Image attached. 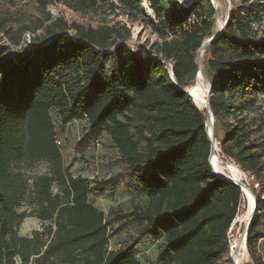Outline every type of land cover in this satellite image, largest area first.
I'll return each instance as SVG.
<instances>
[{
	"label": "trees",
	"instance_id": "trees-1",
	"mask_svg": "<svg viewBox=\"0 0 264 264\" xmlns=\"http://www.w3.org/2000/svg\"><path fill=\"white\" fill-rule=\"evenodd\" d=\"M21 1L0 0V34L7 42L0 46V264H140L135 246L159 238L158 264H219L229 253L227 232L242 193L213 174L205 108L185 93L196 80L199 49L217 30L210 1L183 6L177 0H147L155 18L165 22L166 30H159L138 0H102L111 12L157 35L146 57L129 45L126 24L80 22L98 0H64L72 21L46 11L52 0H24L37 18L9 11ZM239 7L243 18L230 15L204 49L203 71L212 87L209 104L221 133L220 154L252 180L257 213L245 246L253 264H264V196L255 192L260 187L264 195V144L255 137L264 124L259 101L264 99V0L232 3L233 11ZM51 110L63 127L86 120V138L77 152L108 136L122 166L113 181L127 178L148 200L145 208L114 211L113 222L135 226L133 244L108 250L104 215L89 204L88 195L113 188L106 180L89 182L68 173ZM41 162L49 164L48 173L27 177ZM21 206L26 210L19 213ZM28 217L53 230L18 236Z\"/></svg>",
	"mask_w": 264,
	"mask_h": 264
},
{
	"label": "rangeland",
	"instance_id": "rangeland-1",
	"mask_svg": "<svg viewBox=\"0 0 264 264\" xmlns=\"http://www.w3.org/2000/svg\"><path fill=\"white\" fill-rule=\"evenodd\" d=\"M138 1L140 3L142 14L151 20L157 29L166 30L164 20H157L155 18L154 14L149 8L148 1ZM232 3H237V0H215L214 8L212 7L213 12L210 13V20H215L216 29H218L221 22L225 21V19L232 14H234L239 19L243 18L244 10L239 7L233 11ZM97 4L98 7L88 11L87 14L80 18V22H87L93 27L101 25L111 26L116 23H118V25L126 24L127 27H130L132 32L131 40L128 42L129 45L141 56H148L150 53L151 44L154 41H158L157 35H155L150 28H146L143 23L138 21L132 23L125 16L117 15L119 11L111 12L106 1L98 0ZM9 11L14 14L21 13L25 18L40 17V14L35 10V8L28 5L24 0L19 2L16 7L9 8ZM46 11L49 12L53 18L60 16L69 21L75 19L71 9L67 7V5L64 3V0H52L51 4L47 5ZM28 38L29 35H25L24 40L27 47H29L27 43ZM6 44L7 42L2 39V34H0V46H5ZM202 58L203 55L201 57L203 67ZM196 82L197 78L194 84ZM193 85H191L189 88H191ZM259 101L263 103L261 109L264 114V102L262 99H259ZM249 116L250 118H253V113H250ZM262 116L264 119V115ZM50 117L54 125L55 140L60 150L63 166L68 170V173L72 177H83L89 182L106 180L113 188L110 189L108 186L98 192H92L88 195L89 204L101 211L104 215L108 228V250L114 251L124 248L129 244H133L136 232L135 226L121 225L118 222H113L114 211L116 209H120L123 212L128 213L135 205L145 208L148 200L136 192L135 187L127 178L113 181L112 178L122 171V166L118 161L117 150L111 143L109 137L105 134H102L97 142L91 144L84 151L77 152L75 151L76 145L86 138V132L88 128L86 120L79 118L74 119L68 125L63 127L60 124L58 114L55 110L50 111ZM257 130L258 131L255 134V137L261 139L264 144V124L262 127H260V129ZM220 139L221 133L218 130V125L215 124L213 140L214 142L218 143ZM217 149H219L218 145ZM217 154L222 163H232L231 161L224 159L219 151ZM48 170L49 164L47 162H41L34 166V168H32L30 171H27L25 174L29 178H34L36 176L47 174ZM223 173H225L227 176L225 171H223ZM243 181V183L246 182L245 184L247 187L252 185V180L248 179L247 176L245 180L243 179ZM250 188L248 187V189ZM254 188L255 190L257 189L256 187ZM51 191L53 194L56 193L57 187L52 186ZM255 192L259 199L263 198L264 195L261 194L262 189H260V187ZM24 210H26V207L21 206L17 212L20 213ZM246 212L247 204L245 199L242 198L235 217V219L237 218L238 221L231 227L233 230H230V233L228 234V238L230 240L239 236L243 231L246 224L244 221ZM49 229L53 230V227H51L50 223H43L35 217H28L24 219L20 225L18 229V236L30 237L34 231L44 232V235H47ZM162 244V238L157 240L144 239L139 241L135 246V258L140 262V264H158L156 257L162 247ZM263 249L264 243H262L260 246V250ZM219 264H232L229 253L220 259ZM243 264H253L249 258V255L247 257V261Z\"/></svg>",
	"mask_w": 264,
	"mask_h": 264
},
{
	"label": "bare ground",
	"instance_id": "bare-ground-1",
	"mask_svg": "<svg viewBox=\"0 0 264 264\" xmlns=\"http://www.w3.org/2000/svg\"><path fill=\"white\" fill-rule=\"evenodd\" d=\"M180 3L183 6H186V4H184L183 2L180 1ZM207 90H208V87L205 84V82L202 80V78L200 76H197V82L190 88L189 91L191 92V95L193 96V101H195L196 106L200 110L206 108ZM213 124H214V120H212L211 125H209V131H210L212 139H213L212 135H213V131H214V125ZM216 152H217V149L215 151L214 156L211 159V163H212V166H213L215 172L218 175L226 176L225 173H223V171H225L227 173L228 177L234 178V179H239L241 177V172L238 169V167L233 163H231V164L222 163L221 160L219 159V157L217 156ZM244 192H245L244 199H245V202L247 204V212H246V215L244 216V221L246 223L250 219L251 214H253L255 212V208L257 206V200L252 196V194L249 190H244ZM237 221L238 220L236 218L234 221V224L237 223ZM231 230H233V229H231ZM229 241H230V247L232 249V252H233L234 248L239 247L238 253L235 256L233 255L234 263L235 264H243L244 262H246L247 257H248V253L246 251L245 242L241 241V240L239 241L238 236L236 238H233L232 240L229 239ZM234 246H236V247H234Z\"/></svg>",
	"mask_w": 264,
	"mask_h": 264
},
{
	"label": "water",
	"instance_id": "water-1",
	"mask_svg": "<svg viewBox=\"0 0 264 264\" xmlns=\"http://www.w3.org/2000/svg\"><path fill=\"white\" fill-rule=\"evenodd\" d=\"M177 1L179 3H180V1L183 2L182 0H177ZM195 1L196 0H190L188 3H186V5L187 6H190ZM209 1H210L211 6L214 8L215 0H209ZM228 17L225 19V21L221 22L220 26L218 27V29L216 30V32L214 33V35L203 42L201 48L199 49L198 55H197V67H198V71H197V74H196V78H197V76H200L202 78V80L205 82V84L207 85V87H208L207 94H206V108L204 109L205 110V113H206L204 126L206 128V133H207V136H208L209 141H210V151H209L208 162H209V164H210V166H211L214 174L216 172H215V170H214V168L212 166L211 159H212V157L215 154L216 142H214V140L212 139L211 134H210V131H209V125H211L212 120H214L213 115H212V112H211V109H210V104H209L210 98L212 96V87H211V84H210L209 80L207 79V77L204 74L203 67H202L201 57L203 55L204 49L209 44H211L213 41H215L217 39V37L220 35V33L222 32V30H223V28H224V26H225V24L227 22ZM170 79L172 80V73L171 72H170ZM185 93H187L190 96V98L193 100V96L191 95V92L189 91V89H186L185 90ZM218 176L220 178L226 179L229 182L233 180V179L230 180L229 178H227L226 176H223V175H218ZM235 183L240 188V191L242 193V197L244 198V195H245L244 190H249V189L247 188V186L245 184L241 183L239 180H235ZM251 194L257 200V197H255V195L252 192H251ZM256 213H257V206L255 208V212L253 214H251L250 219L246 222L243 231L238 236V240L239 241L240 240L241 241H244L245 244H246V237H247V232H248L249 226H250L251 221H252V219H253V217H254V215ZM234 247H236V246H234ZM238 251H239V247L238 248H234L233 252L229 254V257H230V260H231L232 264H235L234 261H233V255L235 256L238 253Z\"/></svg>",
	"mask_w": 264,
	"mask_h": 264
},
{
	"label": "built area",
	"instance_id": "built-area-1",
	"mask_svg": "<svg viewBox=\"0 0 264 264\" xmlns=\"http://www.w3.org/2000/svg\"><path fill=\"white\" fill-rule=\"evenodd\" d=\"M263 101H264V99H263ZM217 145H219L218 143H216V146H215V151H216V149H217ZM220 152V150L219 149H217V152ZM216 152V153H217ZM218 155V154H217ZM223 157V156H222ZM224 158V157H223ZM225 159V158H224ZM232 162V161H231ZM233 163V162H232ZM234 164V163H233ZM239 169V168H238ZM240 170V169H239ZM213 171V170H212ZM240 172H241V177L239 178V179H234V178H230V177H228V176H226L227 178H229L230 180L231 179H233L232 181H230V183H232V184H234V185H236V183H235V180H239L241 183H243L244 181H243V179L245 180L246 179V174L244 173V172H242L241 170H240ZM214 174V173H213ZM217 178H220L219 176H218V174L217 173H215L214 174ZM247 178H248V176H247ZM220 179H223V180H225V181H227L226 179H224V178H220ZM249 179V178H248ZM227 182H229V181H227ZM246 183V182H245ZM245 183H243V184H245ZM246 185V184H245ZM237 186V185H236ZM247 186V185H246ZM238 187V186H237ZM249 187V186H248ZM247 187V188H248ZM254 187H256V188H258V184H255L254 185ZM250 190V189H249ZM243 198V197H242ZM236 217V216H235ZM234 221H235V219L233 220V222H232V224H231V226H230V228H229V230H228V232H227V238H228V234L230 233V230H231V227H232V225L234 224ZM228 245H229V254L230 253H232V249H231V247H230V241H229V239H228Z\"/></svg>",
	"mask_w": 264,
	"mask_h": 264
}]
</instances>
